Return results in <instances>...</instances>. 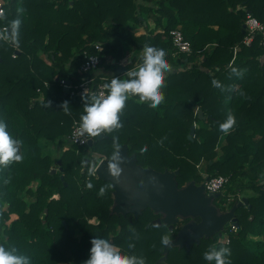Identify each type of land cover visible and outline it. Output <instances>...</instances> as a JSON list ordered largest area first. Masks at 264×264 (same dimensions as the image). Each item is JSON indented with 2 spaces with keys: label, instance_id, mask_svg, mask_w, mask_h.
<instances>
[{
  "label": "trees",
  "instance_id": "16d2710c",
  "mask_svg": "<svg viewBox=\"0 0 264 264\" xmlns=\"http://www.w3.org/2000/svg\"><path fill=\"white\" fill-rule=\"evenodd\" d=\"M4 12L0 27L9 28L16 18L21 24L18 44L0 40V121L23 141L24 158L0 167V244L17 248L30 264H84L90 241L100 237L146 264L156 263L163 237L172 233V239L175 228L154 224L158 214L150 209L136 219L111 214L110 183L88 172L89 162L98 161L95 154L111 158L118 137L139 165L178 169L179 187L223 175L226 193L247 190V203L235 210L236 231L228 225L223 232L228 241L214 234L189 249L170 246L159 264H209L204 253L212 246L229 248L231 264H264V47L259 33L245 45L241 31L248 13L264 24V0H7ZM175 28L190 42V53H176L169 36ZM145 44L167 51L171 71L163 103L151 108L131 97L120 116L122 128L90 138V145L70 144L83 101L64 95L60 79L76 73L85 53L98 54L127 79L125 73L141 63ZM64 101L67 111L60 107ZM229 112L236 125L225 135L219 125ZM101 187L104 196L98 195ZM227 195L221 190L214 204L225 210L238 199L228 201Z\"/></svg>",
  "mask_w": 264,
  "mask_h": 264
},
{
  "label": "clouds",
  "instance_id": "9594fccd",
  "mask_svg": "<svg viewBox=\"0 0 264 264\" xmlns=\"http://www.w3.org/2000/svg\"><path fill=\"white\" fill-rule=\"evenodd\" d=\"M6 13L0 10V20H6ZM21 20L19 18L8 22L11 32L0 31V40L4 42L19 43V26ZM171 71V66L167 60V51L163 48L145 44L142 49L141 63L138 67L128 70L125 75L128 77L117 78L112 77L110 82L102 85V90L98 93H92L85 96L82 95L83 114L77 128L80 137H84L80 142L85 143L87 138H96L107 132L112 133L123 127L120 116L126 107L127 101L131 97H138L140 103H147L149 107L156 108L164 101V87L166 74ZM233 73L240 76L242 72L233 68ZM215 87H221L220 83L213 80ZM223 90V88H222ZM51 102H47L46 106H50ZM69 102L64 101L61 108L68 110ZM236 125L235 115L228 113L226 120L220 123L219 130L225 135L229 134ZM23 141L13 138L8 132L7 124L0 121V167H7L10 163H19L23 161V153L21 148ZM114 151L108 163L109 173L116 177L121 172L120 165L123 159L120 155V144L118 137H113ZM86 163V162H85ZM95 166L88 168L89 175L95 174ZM92 188L91 183L88 184ZM105 188L99 189L98 195H105ZM133 235L138 239L139 236L133 230ZM89 257L84 264H146V260L142 256L135 254H126L121 251L120 247L111 243L109 240L95 237L91 241ZM162 243L169 244L170 240L164 236ZM129 248H134L133 243H129ZM231 250L227 247L217 248L210 247L204 253V259L211 264H231L228 257ZM0 264H30V259L20 254L15 247H6L0 244Z\"/></svg>",
  "mask_w": 264,
  "mask_h": 264
},
{
  "label": "water",
  "instance_id": "95a60500",
  "mask_svg": "<svg viewBox=\"0 0 264 264\" xmlns=\"http://www.w3.org/2000/svg\"><path fill=\"white\" fill-rule=\"evenodd\" d=\"M10 30L9 27L7 32L10 33ZM241 31H245V24L242 25ZM62 90L66 95L67 87H63ZM198 117L204 119L201 110L198 111ZM194 129L193 123L187 135L190 140ZM101 137L102 134L97 138ZM92 142V139H89L87 144L90 145ZM127 148V144H122L119 149L123 159L119 176L114 177L109 173L110 158L103 157L95 166L97 178L111 185L113 191L111 213L123 216L131 214L136 219L143 210L149 208L161 215L153 223L158 226L165 225L170 231L180 220L190 218L179 227L175 236L169 239V244L159 248L162 255L154 264L165 261L170 246L189 249L194 243H199L202 238H211L214 234L221 236L230 223L238 226L235 210L247 203L246 197L235 200L229 208L220 211L213 204V200L219 197L220 192L214 194L205 192L208 176L199 184L191 180L179 187L176 180L178 169H165L160 172L151 167H143L137 163L135 154H128ZM57 163L60 165L61 160L59 159ZM54 171V168L51 169V172ZM60 178H63L62 175ZM64 185H66L65 182ZM46 212L47 209H44V213ZM196 217L199 218V222L194 220Z\"/></svg>",
  "mask_w": 264,
  "mask_h": 264
},
{
  "label": "built area",
  "instance_id": "2783aa9c",
  "mask_svg": "<svg viewBox=\"0 0 264 264\" xmlns=\"http://www.w3.org/2000/svg\"><path fill=\"white\" fill-rule=\"evenodd\" d=\"M6 1L0 0V10L4 12V5ZM245 32L246 36L243 40L245 45H248L254 35L259 33L261 35L260 44L264 47V24L259 21L255 16L248 13L246 15L245 21ZM6 26L0 27V31H7ZM169 36L172 40V44L175 48L176 53H190L191 44L184 38L183 33L179 28H175L169 31ZM95 49L100 51V46L95 45ZM101 65V58L98 54H84V59L78 66L76 73H72L69 79H60V84L62 87H67V94L74 97H82L85 89V96H90L92 93H98L102 90V85L109 78L105 75L98 74L96 71ZM112 78V77H111ZM68 81V82H67ZM37 92H40L39 89ZM79 122L73 120L71 124V131L68 135V141L70 144L76 146H83L87 144L90 138H87L85 143H81L84 137H80L77 133ZM228 177L223 175L213 176L208 178L205 182V192L207 194H214L220 192L224 185L226 184ZM239 199V198H238ZM230 225V231L235 232L238 226ZM225 241H228L227 235L224 236Z\"/></svg>",
  "mask_w": 264,
  "mask_h": 264
},
{
  "label": "rangeland",
  "instance_id": "374dc122",
  "mask_svg": "<svg viewBox=\"0 0 264 264\" xmlns=\"http://www.w3.org/2000/svg\"><path fill=\"white\" fill-rule=\"evenodd\" d=\"M7 1V0H6ZM102 64V63H101ZM195 124V126L197 125V123H194ZM59 148H64V146L62 145V147H57V149H59ZM46 152H53V149L52 148H50V147H47L46 148ZM95 157L98 159V161H97V163L100 161V159H102L103 157L101 156V155H99V154H95ZM97 163H95L94 161H90L89 162V164H88V168L89 167H91V166H96L97 165ZM198 168H199V172L200 171H203V169H204V162H201L199 165H198ZM247 193V190H243L240 194H238V195H234V194H232V193H226L225 192V189L223 188L222 189V194H224V195H227V198H229V199H234V198H241V197H246V194ZM172 232V231H171ZM170 234H172V233H168V234H166V236H170ZM226 233H223V235H221L220 237V240L223 238L222 236H224ZM248 238L249 239H253V240H256V239H259V237H253V236H251V235H249L248 236ZM224 239V238H223ZM222 239V240H223ZM221 240V241H222Z\"/></svg>",
  "mask_w": 264,
  "mask_h": 264
},
{
  "label": "crops",
  "instance_id": "0c3cea01",
  "mask_svg": "<svg viewBox=\"0 0 264 264\" xmlns=\"http://www.w3.org/2000/svg\"><path fill=\"white\" fill-rule=\"evenodd\" d=\"M4 1H6V0H4ZM127 59H128V57H126V58H124L123 60H121L120 61V64H124L126 61H127ZM110 63H112L113 62V60L112 59H110V61H109ZM107 64L108 63H102L101 65H100V67L97 69V73L98 74H101V75H105V76H107V77H121V75H117L116 76V74H114V71L111 69V68H109V67H107Z\"/></svg>",
  "mask_w": 264,
  "mask_h": 264
},
{
  "label": "flooded vegetation",
  "instance_id": "af4514ba",
  "mask_svg": "<svg viewBox=\"0 0 264 264\" xmlns=\"http://www.w3.org/2000/svg\"><path fill=\"white\" fill-rule=\"evenodd\" d=\"M111 186V185H110ZM113 192V191H112ZM112 196H113V193H112ZM237 200V199H236ZM228 201H231L229 198H228ZM112 204H113V202H112ZM213 204H214V202H213ZM233 204V203H232ZM215 205V204H214ZM112 206V205H111ZM220 211H224V208L222 207V205L221 204H217V205H215ZM229 208V207H228ZM149 209V208H148ZM226 209V208H225ZM151 210V209H150ZM144 211V210H143ZM142 211V212H143ZM152 211V210H151ZM141 212V213H142ZM154 214H155V212L154 211H152ZM110 213H111V207H110ZM111 214H115V213H111ZM156 214H158V217L159 216H161L159 213H156ZM116 215H119V214H116ZM127 215V214H126ZM156 219V218H155ZM155 219H153L152 221H154ZM190 218H186V219H184V220H180V222L178 223V224H176L175 225V234H176V231L179 229V227L183 224V223H185V222H187L188 220H189ZM194 220L196 221V222H199V218H194ZM173 231V230H172ZM175 236V235H174ZM214 236V235H213ZM220 237V236H219Z\"/></svg>",
  "mask_w": 264,
  "mask_h": 264
}]
</instances>
